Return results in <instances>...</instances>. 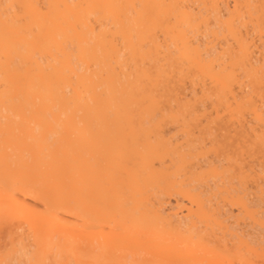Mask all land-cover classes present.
Returning a JSON list of instances; mask_svg holds the SVG:
<instances>
[{
  "label": "bare ground",
  "instance_id": "1",
  "mask_svg": "<svg viewBox=\"0 0 264 264\" xmlns=\"http://www.w3.org/2000/svg\"><path fill=\"white\" fill-rule=\"evenodd\" d=\"M259 204L264 0H0V264H264Z\"/></svg>",
  "mask_w": 264,
  "mask_h": 264
},
{
  "label": "rangeland",
  "instance_id": "2",
  "mask_svg": "<svg viewBox=\"0 0 264 264\" xmlns=\"http://www.w3.org/2000/svg\"><path fill=\"white\" fill-rule=\"evenodd\" d=\"M253 198H254V197H253ZM254 199H256V198H254ZM255 201H256V200H255ZM255 201H254V203H255ZM258 202H259V201H258ZM258 202H257V203H258ZM257 203H256V204H257ZM258 206H260V208H259V207H258V208L261 210V211L259 212V214H260L261 212H262V214H263V212H264V207H262L263 204H261V205L259 204ZM262 208H263V209H262ZM262 214H261V215H262ZM235 215H236V214H235ZM261 215H260V216H261ZM262 217H264V216L262 215ZM247 222H248V220H247L245 223H247ZM241 223H242V222L239 223V224H240L239 227H240V228L242 227V228H241L242 230H240L239 227H238V228H233V229H236V230H238L239 232H240V231H241V232H245V231L247 230L246 228H248L249 231H246V232H245L246 235H244V236H245V237H246V236L248 237V235H249L250 232H251L250 235L253 234V235L255 236V233H252V231L249 229V228H251V227H253V226L250 227L248 224H245V225H244V224L242 223V224L246 227V228H245L243 225H241ZM234 225H236V224H234ZM234 225H233V226H234ZM247 225H248L249 227H248ZM236 226H237V225H236ZM236 226H234V227H236ZM243 227H244V228H243ZM253 228H255V227H253ZM253 228H251V229L253 230ZM244 229H245V231H243ZM247 232H248V233H247ZM254 232H257V233H256V238H255V239H256V241H257V239L259 238V240H258V243H259L260 240L262 241V238H264V235H263V234H260L261 232L259 231L258 228H257L256 230H254ZM258 232H259V233H258ZM245 233H244V234H245ZM247 234H248V235H247ZM259 234H260V235H259ZM250 235H249V236H250ZM253 235H252V236H253ZM258 235H259L260 237H259ZM252 236H250V237H252ZM254 236H253V238H254ZM209 237L211 238L210 240H211L212 242H210L209 238L205 239V242H206V243L208 244V246H209L210 248H212V249H213L215 246H217V244H219V243L222 244V243H223V241L221 242V240H219V242H218V240L214 241V240H215V237H214V240H212L213 237H211V236H209ZM253 238H249V237H248L247 239H249L250 242H254L255 240H254ZM216 239H218V238H216ZM250 239H251V240H250ZM217 242H218V243H217ZM229 242H231V240H230ZM255 243H257V242H255ZM209 244H210V245H209ZM221 244H219V247H220ZM229 244H230V243H228V245H229ZM260 244H261V242H260ZM262 245H264V244H262ZM213 246H214V247H213ZM221 246H222V245H221ZM216 249H218V246H217V248L215 247L214 250H216ZM216 251H217V250H216ZM163 256H164V255H163ZM165 256H166V254H165ZM166 257H167V256H166ZM171 257H173V256H171ZM177 257H178V259H183V258H181V257H183V256H181V257L177 256ZM68 258H70V257H68V256L65 255V258H64V260H63L65 264H71V263H70V262H71V259L68 260ZM167 258H170L169 255H168ZM67 260H68V262H67ZM161 260H162V263H164V262H166V263H167V262H170V264H171V263H172V264H178V263H179V262H178V263H173V262L175 261V259H174V260H173V259H170V260H172L173 262H172V261H163L164 258L161 257ZM165 260H166V259H165ZM168 260H169V259H168ZM177 261H178V260H177ZM12 264H13V262H12Z\"/></svg>",
  "mask_w": 264,
  "mask_h": 264
}]
</instances>
